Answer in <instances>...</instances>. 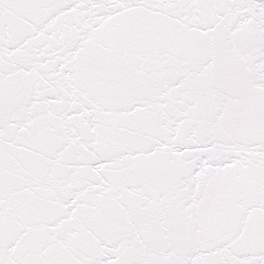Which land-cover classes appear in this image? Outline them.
Listing matches in <instances>:
<instances>
[{
	"label": "snow or ice",
	"instance_id": "1",
	"mask_svg": "<svg viewBox=\"0 0 264 264\" xmlns=\"http://www.w3.org/2000/svg\"><path fill=\"white\" fill-rule=\"evenodd\" d=\"M0 264H264V0H0Z\"/></svg>",
	"mask_w": 264,
	"mask_h": 264
}]
</instances>
